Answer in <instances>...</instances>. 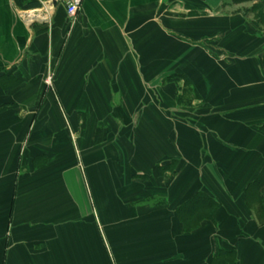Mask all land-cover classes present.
Segmentation results:
<instances>
[{"label": "crops", "instance_id": "obj_1", "mask_svg": "<svg viewBox=\"0 0 264 264\" xmlns=\"http://www.w3.org/2000/svg\"><path fill=\"white\" fill-rule=\"evenodd\" d=\"M68 1L0 0V264H211L233 249L230 264H264L246 200L264 167L259 0H82L76 16ZM176 73L203 99L178 106L184 82L162 84ZM199 191L214 221H183Z\"/></svg>", "mask_w": 264, "mask_h": 264}, {"label": "trees", "instance_id": "obj_2", "mask_svg": "<svg viewBox=\"0 0 264 264\" xmlns=\"http://www.w3.org/2000/svg\"><path fill=\"white\" fill-rule=\"evenodd\" d=\"M249 0H234V3H243ZM252 11L255 12V25L264 26V0H261L259 3L255 4L252 8ZM261 66L264 69V55L261 62ZM183 81V87L179 88L178 95L176 97V103L178 106L191 107L195 100H202L200 93L193 86L191 81L184 74H171L164 77L162 84H175L179 87V83ZM181 91V94H180ZM264 131V126L261 128ZM99 129V133H100ZM100 140V139H99ZM177 167L176 160H173L170 163L165 164H156L153 168V173L151 176H146L154 182L155 178L162 177L164 174L170 170H175ZM246 200L251 209H255L259 220H264V167L256 177L246 188ZM220 208V205L216 200L211 197L205 191L197 192L191 199L183 202L179 207V214L181 219L185 221L186 218L192 220L194 216L202 219L206 218L214 221V217ZM185 217V219H184ZM182 221V220H181ZM235 250H221L219 255L212 261L211 264H216V260L221 256L220 264H230L231 260L235 258Z\"/></svg>", "mask_w": 264, "mask_h": 264}, {"label": "rangeland", "instance_id": "obj_3", "mask_svg": "<svg viewBox=\"0 0 264 264\" xmlns=\"http://www.w3.org/2000/svg\"><path fill=\"white\" fill-rule=\"evenodd\" d=\"M231 1V3H232V1L234 2V0H230ZM261 0H259L258 2H260ZM250 5V4H249ZM251 8V7H250ZM250 8H245L244 7V9L243 10H245L244 12L248 15L249 14V9ZM226 9H228V10H231V9H233L232 7H230V8H226ZM255 21H256V18L254 19ZM227 38H228V36H227ZM235 38V37H234ZM234 38H228L229 40H231V42H233V40H234ZM246 38V37H245ZM215 39H218L217 38V35H212V36H210V37H206L205 39H204V41H207V42H209L210 44H208L207 46L208 47H210V46H215L214 44H212L213 42H215L216 40ZM219 39L221 40V36H219ZM248 39V38H247ZM246 39V40H247ZM217 44V43H216ZM245 49L243 48L242 50H238V51H236V53H237V55L239 56V57H241V56H243L244 54H246V52L245 51H247V50H245ZM210 52H211V54H214L216 57H218V55H220L221 54V51H217V50H213V49H210ZM232 52V51H231ZM248 53V52H247ZM156 91H157V88H156ZM188 112H197L198 113V111H189V110H187ZM186 112V110H184V111H179V113H181L182 114V117L183 118H185V113ZM179 115V117H181V115L180 114H178ZM189 118H190V120H194L195 119V117L194 116H192V115H190L189 116ZM204 165H206V164H204Z\"/></svg>", "mask_w": 264, "mask_h": 264}, {"label": "built area", "instance_id": "obj_4", "mask_svg": "<svg viewBox=\"0 0 264 264\" xmlns=\"http://www.w3.org/2000/svg\"><path fill=\"white\" fill-rule=\"evenodd\" d=\"M82 0H69L67 2V12L70 16H76L80 7Z\"/></svg>", "mask_w": 264, "mask_h": 264}]
</instances>
